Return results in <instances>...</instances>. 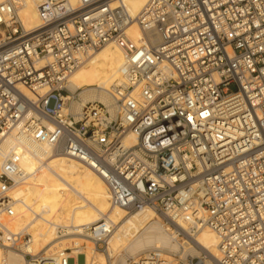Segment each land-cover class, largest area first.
I'll list each match as a JSON object with an SVG mask.
<instances>
[{
	"label": "built area",
	"instance_id": "2783aa9c",
	"mask_svg": "<svg viewBox=\"0 0 264 264\" xmlns=\"http://www.w3.org/2000/svg\"><path fill=\"white\" fill-rule=\"evenodd\" d=\"M21 3L0 2V264L10 252L25 264H97L96 254L110 264L106 216L79 232L89 254L73 243L21 251L29 234L3 221L15 214L12 175L22 174L1 150L21 138L88 165L111 207L153 210L174 240L197 247L195 236L212 231L215 264H264V0H148L135 16L123 0H35L30 30ZM108 43L124 56L105 90L110 102L74 111L81 99L68 79ZM164 252L150 248L124 264H163ZM173 256L175 264L206 258Z\"/></svg>",
	"mask_w": 264,
	"mask_h": 264
},
{
	"label": "bare ground",
	"instance_id": "6f19581e",
	"mask_svg": "<svg viewBox=\"0 0 264 264\" xmlns=\"http://www.w3.org/2000/svg\"><path fill=\"white\" fill-rule=\"evenodd\" d=\"M76 1L70 0L72 4ZM123 1L130 15L135 16L148 0ZM21 2L18 14L23 27L27 30L37 27L35 0ZM129 32L133 39L138 38L139 31L134 24ZM83 59L82 65L68 79L69 88L81 99V103L74 104V111L88 101L110 102L105 90L117 79L124 56L113 43H108ZM19 89L31 97L27 88L20 86ZM1 150L3 154L16 158V169L22 174L19 179L12 175L17 184L9 191L8 197L15 214L3 222L14 232L25 230L29 234L30 240L20 246L23 253L36 254L42 250L65 248L72 243L78 245L83 240L79 235L81 228L96 224L106 216L114 223L108 239L110 264H124L125 257L150 248L167 250L162 253L163 264H175L173 254L183 258L198 253L206 257L203 264H215L218 239L212 231L201 230L194 240L197 247L189 246L174 240L176 236L153 210L145 208L127 213L111 207L102 178L83 162L24 138L19 143L5 140ZM63 227H67L69 232L64 236L57 235V229ZM65 240L72 241L67 243ZM88 258L86 256V261ZM97 259V264H108L105 256L100 255ZM6 261V264H25L22 253L10 252Z\"/></svg>",
	"mask_w": 264,
	"mask_h": 264
},
{
	"label": "rangeland",
	"instance_id": "374dc122",
	"mask_svg": "<svg viewBox=\"0 0 264 264\" xmlns=\"http://www.w3.org/2000/svg\"><path fill=\"white\" fill-rule=\"evenodd\" d=\"M155 219H157L158 220V218H156L155 217ZM159 222H160V220H159ZM66 241V240H65ZM72 241V240H71ZM70 240L67 242V243H70L71 242ZM182 243V242H181ZM79 244H81V245H83V246H85V248H86V251L88 252V254H89V251L91 250V248H92V244L90 243V242H88L87 240H84V238H83V240H80L79 241ZM145 251V250H144ZM144 251H141V252H139V253H137V254H141V253H143ZM18 254V253H17ZM100 255H102V254H96V258H98ZM136 255V254H135ZM168 255H170V254H168ZM103 256V255H102ZM178 256V255H177ZM104 257V256H103ZM115 259V257H113L112 258V261ZM125 259H127L126 257H125ZM98 260V259H97ZM111 261V260H110ZM99 262V261H98Z\"/></svg>",
	"mask_w": 264,
	"mask_h": 264
}]
</instances>
